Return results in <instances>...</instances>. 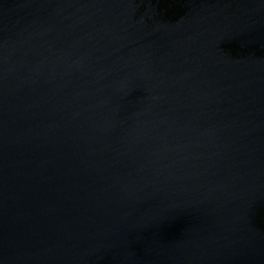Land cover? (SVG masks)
Here are the masks:
<instances>
[{
	"label": "water",
	"instance_id": "water-1",
	"mask_svg": "<svg viewBox=\"0 0 264 264\" xmlns=\"http://www.w3.org/2000/svg\"><path fill=\"white\" fill-rule=\"evenodd\" d=\"M0 264H264V0H0Z\"/></svg>",
	"mask_w": 264,
	"mask_h": 264
}]
</instances>
